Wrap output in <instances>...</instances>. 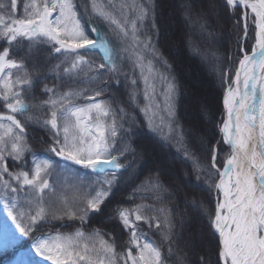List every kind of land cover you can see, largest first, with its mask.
Here are the masks:
<instances>
[{"label":"snow or ice","instance_id":"1","mask_svg":"<svg viewBox=\"0 0 264 264\" xmlns=\"http://www.w3.org/2000/svg\"><path fill=\"white\" fill-rule=\"evenodd\" d=\"M18 4L19 0L0 2V42L9 46L20 39L45 42L52 53L65 57L48 69L49 73H55L57 80L50 86L36 57L25 54L18 60L11 58L10 47L3 46L0 50V185L12 193L30 189L38 198L34 214L18 210L15 198L11 204L7 200L3 204L16 230L25 237L32 236L31 249L39 257L35 260L25 254L27 258L20 264H169L161 248L145 239L141 224L162 230L161 238L170 243L177 226L176 216L183 226L186 219L192 220L191 212L204 214L202 202H189L185 198V205L190 204V208L174 216L173 206L179 205L181 195L176 174L171 170L166 172L165 161L155 153L152 159H147L136 143L135 129L140 124L135 113L123 107L117 109L102 98L113 81L119 87L121 75L133 86L130 99L133 107H139L145 117L148 130L163 133L165 141L173 142L177 150L182 151L185 159L192 162L195 179L200 180L206 172L211 175V169L218 172L219 179L214 184L218 199L210 226L219 238L220 264H264V0H224L227 14L234 15L237 8L241 10L237 22L243 21L244 37L236 41L242 58L234 78L229 79L227 73H221L226 116L219 132L223 143L231 148L223 170L217 167V147L210 146L203 135L192 129L186 131L177 122L179 82L172 75V65L158 46L159 41L153 39V35L160 32L155 0H133L131 4L92 0L91 3L92 11L116 33L121 44L127 42L120 51L130 53L133 70L139 72L143 107L137 102L138 80L120 71L113 47L98 27L91 26L90 16L82 22L74 0H30L23 4L22 15L18 12ZM178 7L188 29L189 51L206 61L208 47L216 35L209 17L220 15L217 0H179ZM250 18L255 42L248 54L243 40L248 36ZM89 27L94 37H90ZM93 50L102 53L99 65L89 60L88 54ZM65 64L68 66L63 67L64 76L75 82L83 74V83H95L96 87L60 91V69ZM158 93L163 108L156 99ZM26 96L31 97V104L25 102ZM19 116H24V120ZM30 124L47 133V139L41 138V143L47 145L48 153L63 162L62 168H74L85 177H93L83 195L77 197V207L59 215L51 213L52 220L79 221L80 227L74 234L60 231L35 234L49 216L42 203V194L51 188L49 176L53 160L33 155V166L26 169L24 156L31 151L27 143ZM209 151L211 169H206L200 156H206ZM8 158L20 164L19 171L9 170ZM145 163L152 167L145 178L135 184L129 199H136L137 193H149L150 196L140 199L151 200V203L124 207L117 202L107 217L128 233L125 249L118 253L114 239H105L98 228L86 235L83 228L92 214H103L104 206L122 178L134 183ZM5 174L10 180L5 179ZM188 175L184 173L185 177ZM64 203L67 205L66 200ZM0 230L3 232L0 243L5 248L18 243L7 223L0 222ZM168 251L171 255V246ZM177 264L190 262L181 256ZM199 264H205L203 257Z\"/></svg>","mask_w":264,"mask_h":264},{"label":"trees","instance_id":"2","mask_svg":"<svg viewBox=\"0 0 264 264\" xmlns=\"http://www.w3.org/2000/svg\"><path fill=\"white\" fill-rule=\"evenodd\" d=\"M0 2H7V0H0ZM25 2H29V0H19L18 4V12L19 14H23V4ZM76 4V10L78 13V16L81 18L82 22L84 19H87L85 15L82 16V14H88L89 16V10L87 6L84 4H79L77 0H74ZM155 3L157 5L156 7V19L157 23L160 27L159 34H155V40H158V46L161 48V50L165 53L166 58L168 59L169 63L172 65V75H174L177 78V81L179 82V95L176 99V112H177V122L184 126V129L187 131L188 129H195L194 126L190 123V119L187 118V115L185 116V109H184V98H186V93L184 90V86L182 83V80L180 78V74L178 70L175 67L174 61L171 59L169 53L167 52V49H165L163 44L162 36V27L160 22V10H159V0H155ZM218 3V10L220 12L219 19L223 21V30L225 31L224 34H220L218 31H214V23L213 21H210V27L211 29L216 33L213 42L211 46L208 47V59L202 60L200 56L192 54L188 47L186 38L184 39V50H182L183 57L186 58L189 62L193 63L199 71L206 77L208 82L213 86V88L216 91V99L218 100L219 104V110L216 109L214 112H212L208 118H203L200 121V124L202 127H199L196 132L203 135L207 141L209 142L210 146H220L218 140V126H219V118L220 114L222 112L221 108V99L224 93V85L221 84V73H226L227 68L230 67V62L232 58V53L237 51L238 44L236 43L237 38L241 37V29L240 25L237 22L239 20V17L236 15H229L224 10V1L223 0H217ZM84 10V11H83ZM221 17V18H220ZM238 19V20H237ZM187 31L188 29L185 28ZM186 36V35H185ZM3 46H8L11 49L12 56L11 58L14 59H21V57L25 54L36 57V63L38 66H40L43 69L42 74H47L48 79L47 83L51 86L52 84L57 83L56 75L55 73H49L48 69L54 66L55 64L59 63L60 61L64 60L65 58L56 56L55 53H52L51 47L49 44L45 42H38V41H29L26 39H20L17 42H14L12 45H6L0 42V50H2ZM204 47V45H202ZM51 53V55H49ZM214 53V54H213ZM185 59V60H186ZM100 63L98 59L94 60ZM31 60L28 61V66L31 68ZM63 65L60 69L61 72V79L59 81L60 84V91H66L71 89H79L83 88L85 86L95 88L96 84L92 83L89 85H85L83 83L84 77L83 74H81L80 77L76 79L74 82L70 77L63 75ZM91 75V73H89ZM125 78L123 77V82ZM122 90V93L124 87L121 86V88L116 87L115 81L112 82L110 86V90L105 93L104 97H102L105 100H109V102L117 109L120 107H123L125 110H128V112H134L137 118V121L140 124L139 128L135 129L136 136L135 140L136 143L141 147H145L147 145H154L157 148L165 151L176 163L178 164V171H179V177H180V183L182 185V194L180 195V202L178 206H173V214L176 216V213H181V210L184 212L188 211L190 208V204L188 206L182 204L185 198L189 202L192 200L198 201L197 203L202 202L204 205V214L201 216L198 214V212H191L190 215L196 217L202 223V228L204 229L207 238L209 239L211 243L210 248V259L206 256V254L201 253L197 255H190L183 247V241L185 236V231H187V228H185V222L183 226L180 224V218L176 216L175 223L176 228L174 229L172 239L169 242H165L160 235V232L162 230H157L155 226H153L151 229L144 224H141V229L144 233H146L145 239H148L150 242L155 243L157 246L161 248L162 254L166 260H168L169 264H177L178 257L183 256L185 259H187L190 264H199L200 258L203 257L205 264H220L219 258H218V237L215 234V232L211 229L210 226V220L213 218L214 214V200H213V194L212 189L209 185H207L206 180L207 178L202 180H196L195 177L192 175V164L187 162L179 153L176 152V150L170 146L166 145L163 142H161L157 137L152 135L147 131L146 125L144 123V120L142 117L137 114L136 111L129 110L130 105L128 103V99L124 100L123 98L117 99V92L119 90ZM89 95L91 93H88ZM25 102L28 104H31L33 101L31 97L26 96ZM83 101H77V103H82ZM217 104V103H216ZM218 107V106H217ZM34 111V110H33ZM208 111V110H207ZM208 113V112H206ZM21 120H24V116H19ZM205 124H208L210 126V134L206 135L204 132V126ZM41 138L47 139V133L40 128L39 126L35 124L28 125V135H27V143L29 144L31 151L26 152L24 156V161L26 162V169H29L32 167V159L33 155H35L37 158H49L51 157L53 160V164L60 166L61 163L58 160L55 159V157L46 151L47 145L41 143ZM150 160V158H147ZM201 163L204 165H207L210 163L211 160V154L210 151L208 154L201 155L200 156ZM6 163L9 167L10 171H19L20 170V164L11 158H8L6 160ZM152 167L151 164L145 163L143 170L140 172L139 178L135 180L133 183L132 181H127L122 178V181L120 185L114 189V194L111 196L109 202L104 206V212L103 214H92L89 222L85 225L87 229L94 228V229H100L101 231H105L108 235H112L115 239H118V237H122L123 241L125 242L128 238V233L123 231L120 226L115 222L108 220L107 217L111 214V209L116 205L117 202H120V204L124 207H133L136 204L140 203H151V200H141V196H150L149 193H137L136 199H129V197L132 195V189L135 186V184H138L140 180H143L145 176L147 175L148 169ZM76 170V169H72ZM187 172L189 175L187 177L184 176V173ZM127 174L125 173V176ZM6 179L8 178L7 175H5ZM93 178V177H92ZM14 186L18 187V185L15 184V182L11 181ZM1 186V185H0ZM2 191V189L0 190ZM19 192L12 193L10 190H3V192H0V222L7 223L9 228L12 229V232L15 234V236L18 239V243L13 247L5 248L3 244L0 246L1 253H4L5 255H8L10 250L12 248H17L20 246L28 247L30 243L32 242V236H23L21 235L18 230H16L15 225L12 223V221L7 217V213L4 211L3 204L5 200L9 204H11L13 198L16 199L17 206L19 205ZM184 205V206H183ZM159 207V205H157ZM24 208L23 205L21 207L18 206V210ZM27 213V211L25 212ZM51 213H49V216L45 222H43L40 226L41 230L36 235H40L41 232L46 233L49 232L52 228H55L59 224L60 221L58 220H52ZM67 220V219H65ZM68 221V220H67ZM77 221H74L71 223V226L66 227L65 229H62L64 232L69 231L68 229H73L78 227ZM185 229V230H184ZM0 233L3 232L0 230ZM3 240V238H2ZM169 246L172 248V254L169 255ZM196 249V248H195Z\"/></svg>","mask_w":264,"mask_h":264},{"label":"rangeland","instance_id":"3","mask_svg":"<svg viewBox=\"0 0 264 264\" xmlns=\"http://www.w3.org/2000/svg\"><path fill=\"white\" fill-rule=\"evenodd\" d=\"M167 1H169L171 4L170 10L173 13L174 20L171 22H169L166 19L165 20L162 19V21L160 20L162 32L164 33L163 30L166 28H169V27H171L173 29L176 27V28H178V31H177L176 35H173V38L168 37L166 39L165 38L163 39L164 47L167 50L171 49L175 43V44H178L180 46V50H184V39L186 38L185 35H186L188 30L187 31L185 30L186 26H185V24L182 20V17H181V10L178 7L179 0H167ZM29 2H30V0H29ZM77 2L79 4H84V5L86 4L85 6H87V8L89 10V16L92 18L91 19V26L98 27V29L100 30V34L104 35L107 38V40L110 39V42L113 45L115 58L117 60V66L120 69V71L123 73H127L130 78L134 77L138 80V84H137L136 89H135L137 92V102H138L140 107H143L145 104V101L143 98V91H142L143 85L141 83H139V79H140L139 78V72L133 70V64H132V59L130 58V53L129 52L121 53V51H120L121 47L125 46L127 44V42H125V45H122L120 42V39L117 37L116 33L114 31H110L108 26L102 20V18L98 17L92 11V8H91L92 0H77ZM96 2L97 3H106L107 0H96ZM116 2L117 3L131 4L133 2V0H116ZM198 2H201V0H198ZM170 10L167 11V14L171 13ZM83 15H85L86 17H89L88 14H86V13L82 14L81 17H83ZM234 15L240 17L241 10L239 8H237L234 11ZM53 16H55V13L53 14ZM209 21H213L214 31H218L220 34L225 33V31L223 30L222 18L220 20L219 16L218 17L210 16ZM163 23L164 24L166 23V24L164 25ZM238 23H239L240 29H241V37L240 38L242 39L244 37L243 21H239ZM88 30L90 33V37H94L95 34L91 33L90 27ZM254 31H255L254 25L252 24L251 18H250L249 22H248V36H247L246 40H243V44H244V47L246 48L247 53H250L252 46H253V43H254ZM153 39L155 41V34L153 35ZM56 56H59V57L61 56L62 58L64 57L61 54H56ZM121 56L124 57L123 60L120 59ZM88 57H89L90 61H93L96 65H99L98 62L94 61L97 59L96 56L91 55L89 53ZM181 57H182V55H181ZM241 58H242V54L239 52V45H238L236 53H235V51L232 53L230 67H228L227 71H226L229 79L234 78L236 69H237L238 64H239V59H241ZM67 59L70 61L71 58L69 57ZM66 66H68V65L65 64V67ZM123 77L124 76L121 75L120 84H119L118 88H121V86H123L125 90H123L124 91L123 93H122L121 89L117 92V99L123 98L125 96L124 100H126V98H127L128 103L130 105L129 110L136 111L137 114H139L142 117V119L144 120V123L146 125L145 117L139 111V107L134 108L132 101L130 99V93L133 91V86L126 79L123 82ZM223 95H224V93H223ZM156 99L158 102H160L161 108H163L162 97L159 95V93L157 94ZM196 100H198V102H197L195 109L193 110V114H195V116L192 118L193 120L190 121L192 126H194V128H195V129H192L194 131L197 130L199 127H202L200 124V121L203 118L206 119L209 117L208 113H206V112H208L207 109L205 108L206 106L203 105L204 103H202L199 98H197ZM187 103L188 102L184 103V109H185L184 115L185 116L187 115V117H188V111L190 110V104L188 105ZM215 103H217V106H218L217 109L219 110L218 100L215 101ZM221 108H222L221 109L222 112H221L220 118H219L218 140H217L220 144V146H218V148H217V167L220 170H223L224 163L229 156V148L223 143L221 133L219 132V127L223 123L224 114H225L224 107H223V96L221 99ZM126 111L128 112V110H126ZM190 112L192 113V109ZM161 114L163 115V112H161ZM146 128H147V126H146ZM147 131L149 133H151L152 135H154L155 137H157L164 144L172 146L176 150V152L179 153L185 159L182 151H178L177 146L173 142L164 140L163 133L152 132V131H149L148 128H147ZM164 131L166 132L167 129L165 128ZM204 132L206 133V135L210 134V126L208 124H205ZM142 150L145 152L146 156L147 155L149 156L150 159L153 158V153H155L156 156H158L163 161H165L166 172L168 170H171L172 172H174L176 174V178H177V181L179 183V187L181 189V194H182V185L180 183V177H179L180 175H179L178 166H177L178 164L176 163V161H174L165 151L157 148L154 145H147L145 147L142 146ZM186 161L192 164L191 161H189V160H186ZM204 166L206 169H211V160H210V163L208 164V166L207 165H204ZM211 173H212L211 175H209L207 172L204 173L200 180H202V179L205 180V178H207L208 179V180H206L207 185H209L212 189L213 200H214V211H213L214 212L213 217H214L215 205H216V201L218 199V195H217V192L214 188V184L216 181H218L219 174L214 169H211ZM5 179H6V177H5ZM7 179L10 180L9 177ZM91 179H92V177L83 176L81 171L72 170L68 167L62 168L61 166L53 164V168L50 169V176H49L51 188L48 190H45V192L42 194V197H43L42 203H43L44 207L46 208V210L49 213L55 212L58 215L67 209H72V208L77 207L78 203H79L77 197L79 195H83L84 188L87 186V183ZM1 189H2V191H0V192H3L4 188L2 185L0 186V190ZM18 197H19V205L18 206L21 207V205H23L24 208H22V210L24 212L31 211L34 214L36 211V207H37L36 200L38 199L36 197L35 193H33L32 190L25 188L23 191L19 192ZM29 200H32L33 203L29 204L28 203ZM65 200L67 201V205H65V203H64ZM196 202H198V201H196ZM182 204L185 205V199L182 202ZM181 213H184V211L181 210ZM73 222L74 221H69V220L68 221L67 220L60 221L59 224L57 226H55V228H52L49 232H46L44 234L45 235L55 234L57 231H60L62 233H66V234H74L75 230H77L80 227L79 221H77L78 223L76 222L78 227L73 228L71 230L68 229L69 231H65V232L62 230V229H65L66 227L71 226V223H73ZM184 226H185V228H187V231H185V233H184L185 234L184 241H183L184 249L192 256L197 255V254H201L204 252V254H206V256L210 259L211 243H210L209 239L207 238L204 229L202 228V223H200V221L198 219H196V217L192 216V220L190 222L187 219L185 220ZM93 229L94 228L87 229L84 226L83 231L85 232L86 235H88L93 231ZM101 232L105 234V237H104L105 239H114V242L116 244V250L118 253L124 251L125 242L123 241V238L121 236L118 237V239H115L112 235H108L105 231H101ZM2 238H3L2 233H0V241H2ZM1 244L2 243H0V246H1ZM31 244H32V242L30 243V245L27 248L24 247L23 245L20 247H17V248H12L9 251L10 253L8 255H5L4 253H1V251H0V264H20V262H22L23 260H25L27 258V255H25V254H30L32 259L39 260V257H36L35 253L32 251ZM219 263H220V261H219Z\"/></svg>","mask_w":264,"mask_h":264},{"label":"bare ground","instance_id":"4","mask_svg":"<svg viewBox=\"0 0 264 264\" xmlns=\"http://www.w3.org/2000/svg\"><path fill=\"white\" fill-rule=\"evenodd\" d=\"M170 6L171 4L169 1L159 0L161 21L162 19L164 20L166 19L169 22L174 20V16L172 11L170 10ZM169 10L171 11V13L167 14V11ZM163 31L164 33L162 32V36H161L162 39L164 38L166 39L168 37L173 38V35H176L178 28L175 27L173 29L169 27L164 29ZM254 35H255V31H254ZM167 52L169 53L171 59L174 61L175 67L180 74V78L182 80L184 90L186 93V98H184V101L188 102L187 103L188 105L190 104V110L188 111V117H186V120H188L187 118L193 120L192 118L195 116V114H193V110L197 105L198 102V100H196L197 98H199L201 102L204 103L203 105L206 106L205 108L208 110V115H210L212 112H214L217 109V104L215 103L216 91L213 88V86L208 82L206 77L199 71V69L194 64H192L186 58L183 57L182 50H180V46L178 44L174 43L172 48L168 49ZM249 54H251V52ZM191 109H192V113L190 112ZM225 116L226 113L224 114V118ZM227 146L229 148V155H230L231 148L229 145ZM146 157L149 158L148 155Z\"/></svg>","mask_w":264,"mask_h":264}]
</instances>
